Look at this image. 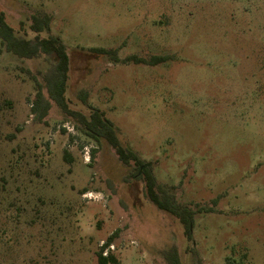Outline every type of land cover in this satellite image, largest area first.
I'll use <instances>...</instances> for the list:
<instances>
[{"label": "rangeland", "instance_id": "obj_1", "mask_svg": "<svg viewBox=\"0 0 264 264\" xmlns=\"http://www.w3.org/2000/svg\"><path fill=\"white\" fill-rule=\"evenodd\" d=\"M0 10L15 36L62 40L68 109H97L193 222L189 239L103 134L94 141L49 100L41 57L0 43V264H96L109 237L120 264H264V0H0ZM35 11L52 17L48 33L30 30ZM89 48L166 60L113 62Z\"/></svg>", "mask_w": 264, "mask_h": 264}, {"label": "trees", "instance_id": "obj_2", "mask_svg": "<svg viewBox=\"0 0 264 264\" xmlns=\"http://www.w3.org/2000/svg\"><path fill=\"white\" fill-rule=\"evenodd\" d=\"M51 22L52 17L49 14L43 11H35L30 15L29 28L36 34L41 32L48 33L50 31ZM0 43L7 52L19 58L37 59L41 57L43 59V62L49 67V74L46 76L45 81L49 100H52L64 113L76 117L80 123L83 124V132L85 135L93 140L103 136L114 149L117 159L132 168V178L144 182L145 195L148 200L159 210H163L176 217L185 227L186 236L191 239V227L193 222L190 218L191 213L188 207L178 203L171 192L166 191L157 184L150 163L144 162L130 148L120 145L119 141L114 137V131L111 129L110 123L101 120L102 114L97 109L90 108L91 112L87 118L80 113L72 112L68 109L64 93L68 80L69 57L62 40L52 35H49L47 38L35 36L33 39L15 36L13 29L5 20L4 13L0 10ZM88 51L93 55L107 56L113 62H134L153 66L163 63L166 60V57L162 56H154L148 60L136 56H129L120 60L118 58V50L115 48H89ZM36 87L38 88L35 93L34 108L41 104L42 117L46 114L49 104L48 100H45L41 94L43 86L38 81L36 82ZM104 123L109 129H98V127H102ZM90 127L95 129H91ZM99 134L103 135L99 136ZM111 242L112 237H109L105 244L99 247L95 252L96 264H120L119 259L112 251L108 250V253L105 256L103 255L104 249L107 248ZM172 264H178V261Z\"/></svg>", "mask_w": 264, "mask_h": 264}, {"label": "built area", "instance_id": "obj_3", "mask_svg": "<svg viewBox=\"0 0 264 264\" xmlns=\"http://www.w3.org/2000/svg\"><path fill=\"white\" fill-rule=\"evenodd\" d=\"M85 151H84V153H85V156H84V158L86 159V161H88L89 160V151H88V149H84ZM104 245V243H101V246H103ZM113 249V246H112V244H110L107 248H105L104 249V252H103V255L105 256L107 253H108V250H112Z\"/></svg>", "mask_w": 264, "mask_h": 264}]
</instances>
